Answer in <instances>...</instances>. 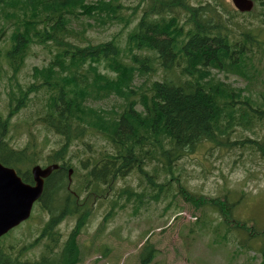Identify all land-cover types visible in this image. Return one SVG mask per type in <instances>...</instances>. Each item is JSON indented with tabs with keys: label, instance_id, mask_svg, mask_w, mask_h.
Listing matches in <instances>:
<instances>
[{
	"label": "trees",
	"instance_id": "16d2710c",
	"mask_svg": "<svg viewBox=\"0 0 264 264\" xmlns=\"http://www.w3.org/2000/svg\"><path fill=\"white\" fill-rule=\"evenodd\" d=\"M226 1L151 0L141 15L126 19L123 0H0V28L9 25L13 30L5 45L0 42V58L16 81L8 92V115L0 109V160L32 183L30 168L38 163L40 152L33 141L16 149L9 135L13 118L29 106L33 96L42 95L41 125L59 138V148L45 163L63 162L47 179L41 200L51 218L38 241L45 243L40 259L32 261L25 257V248L16 253L10 250L14 247L7 251L0 243V264L79 263L77 239L90 211L85 202L65 192L69 166L64 160L77 142L92 135L109 148L101 157L85 162L88 172L83 182L89 201L108 195L117 180L137 171L151 186L160 187L150 180L147 166L155 164L156 171L163 168L172 174L180 160L206 146L211 150L247 147L264 161V95H254L249 84L241 88L229 82L230 77H252L250 60L256 56L255 48L262 49L264 44V0H253L255 9L248 14ZM255 13L259 24L244 20L234 25L237 17ZM115 24H124L123 30L134 24L124 45L114 37L97 44L88 36L89 30ZM34 46L47 48L53 56L48 65L36 67L32 83L23 86L17 83L16 74ZM101 66L110 74H103ZM158 69L163 81L146 78L150 85L144 80L135 86L137 78L158 73ZM109 99L123 103L111 110L96 107ZM257 128L263 130L257 138H232L238 129ZM104 186L108 189H101ZM180 189L196 207L209 205L226 222L231 221L232 203L203 200L183 186ZM144 200V195L127 187L118 191L113 202L125 207L126 202L142 204ZM77 215L76 228L58 249L60 235L55 227ZM109 218L107 215L105 220ZM145 253L149 261L152 250Z\"/></svg>",
	"mask_w": 264,
	"mask_h": 264
},
{
	"label": "rangeland",
	"instance_id": "374dc122",
	"mask_svg": "<svg viewBox=\"0 0 264 264\" xmlns=\"http://www.w3.org/2000/svg\"><path fill=\"white\" fill-rule=\"evenodd\" d=\"M191 1L196 4L207 0ZM123 3L127 19L134 14L141 15L151 0H123ZM226 3L234 8L231 0ZM244 20H249L254 25L260 23L258 13L237 17L233 22L236 25L244 23ZM123 26L124 24H115L112 27L96 28L89 30L88 36H92L97 44L114 37L122 39L124 45L134 24L124 30ZM4 27L0 28L1 45L10 40L13 32L9 25ZM255 52L256 56L250 60L252 77L250 73L249 80L230 77L229 82L241 88L249 84L254 95H264V44L262 49L255 48ZM52 56L47 48L34 46L23 68L16 74L17 83L23 86L32 83L34 69L48 65ZM100 71L110 74L102 66ZM13 74L8 64L0 58V109L5 117L9 112L8 92L11 87H16V81L11 80ZM220 76L224 78L223 75ZM146 78L161 82L163 74L158 69V73L137 78L135 86L139 87L144 80L150 85L151 82ZM43 99L42 95L33 96L29 106L13 118L9 141L16 149H22L33 141L35 150L40 152L36 165L46 167L48 155L59 148V138L41 125ZM121 103L123 102L117 99H109L96 106L111 110L118 108ZM262 134L263 130L260 128L238 129L232 138L254 139ZM105 146L104 140L92 135L77 142L66 158V163L75 171L70 192L76 193V197L78 194L80 202L86 203V211H90V217L77 239L78 264H144L143 261L149 256L145 253L147 249L152 250V258L148 262L145 260V264H264V161L251 149L211 150L206 146L180 160L174 166L172 174H167L163 168L156 171L155 164L147 166L145 170L152 178L150 180L160 187L151 186L147 177L137 171L127 178L117 180L108 195L103 193L89 201V192L84 189L83 182V176L88 172L84 165L90 158L101 157L106 148H109ZM180 186L203 200L218 198L232 203L234 207L231 209V221L226 222L209 205L196 207L187 201L180 192ZM127 187L144 195V202H126L125 207L122 206L124 203H120L116 207L113 201L116 200L118 191ZM109 213L110 218L105 220ZM50 218L51 214L38 202L31 218L3 236L0 243L7 251L14 247L10 250L16 253L25 248V257L36 261L44 252L45 243L38 241ZM78 218L79 215L68 217L55 227L54 231L60 235L58 249L69 239L77 226ZM239 223L246 228L237 227ZM143 253L145 255L142 257Z\"/></svg>",
	"mask_w": 264,
	"mask_h": 264
},
{
	"label": "water",
	"instance_id": "95a60500",
	"mask_svg": "<svg viewBox=\"0 0 264 264\" xmlns=\"http://www.w3.org/2000/svg\"><path fill=\"white\" fill-rule=\"evenodd\" d=\"M232 1L241 12H250L254 8L251 0ZM58 168L57 165L36 166L32 171L36 184L30 186L23 183L14 169L4 167L0 161V237L30 218L33 205L43 195L45 179ZM72 172L70 170V174Z\"/></svg>",
	"mask_w": 264,
	"mask_h": 264
}]
</instances>
